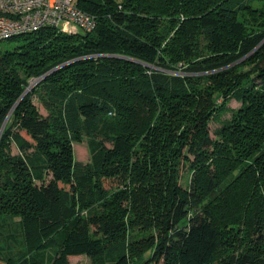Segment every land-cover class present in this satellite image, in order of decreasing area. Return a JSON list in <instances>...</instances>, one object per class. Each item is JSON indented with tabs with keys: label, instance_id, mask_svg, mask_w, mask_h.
Returning a JSON list of instances; mask_svg holds the SVG:
<instances>
[{
	"label": "trees",
	"instance_id": "16d2710c",
	"mask_svg": "<svg viewBox=\"0 0 264 264\" xmlns=\"http://www.w3.org/2000/svg\"><path fill=\"white\" fill-rule=\"evenodd\" d=\"M75 2L0 49V264H264V0Z\"/></svg>",
	"mask_w": 264,
	"mask_h": 264
},
{
	"label": "built area",
	"instance_id": "2783aa9c",
	"mask_svg": "<svg viewBox=\"0 0 264 264\" xmlns=\"http://www.w3.org/2000/svg\"><path fill=\"white\" fill-rule=\"evenodd\" d=\"M43 26L67 33L90 32L96 20L75 0H0V40Z\"/></svg>",
	"mask_w": 264,
	"mask_h": 264
},
{
	"label": "rangeland",
	"instance_id": "374dc122",
	"mask_svg": "<svg viewBox=\"0 0 264 264\" xmlns=\"http://www.w3.org/2000/svg\"><path fill=\"white\" fill-rule=\"evenodd\" d=\"M15 43H17V41H15V40H10V39L0 40V49L6 48V47H11ZM35 103L37 104L39 111L42 114H45L46 111L41 107V105L39 103H37L36 101H35ZM228 105L231 107H238L239 103H238V101L232 99L228 102ZM215 126H216V124L212 122L210 124L211 130ZM71 147H72V157H73V160L75 162L86 163L89 161L87 137L85 135L81 136L80 140L73 141L71 143ZM17 152H18V150H17L15 144L13 142H11V153H17ZM107 182H109V181H107ZM7 222L9 225H11L12 230H18V226L13 223V219L7 218L6 223ZM15 238H16V240L14 242L8 241V240H6V241L8 242V244L11 246V248L13 250H15V251L20 250V253H22L26 249V246L23 243L22 237H21V235L16 234ZM55 250H56L55 246H52L49 248V251H51V252H54ZM67 261H68V264H92L90 258L85 253H78L75 255L68 256Z\"/></svg>",
	"mask_w": 264,
	"mask_h": 264
},
{
	"label": "water",
	"instance_id": "95a60500",
	"mask_svg": "<svg viewBox=\"0 0 264 264\" xmlns=\"http://www.w3.org/2000/svg\"><path fill=\"white\" fill-rule=\"evenodd\" d=\"M5 123V122H4ZM4 123H3V125H4Z\"/></svg>",
	"mask_w": 264,
	"mask_h": 264
}]
</instances>
